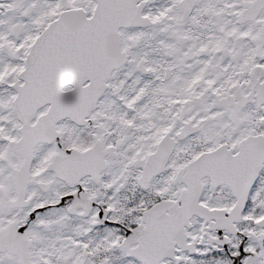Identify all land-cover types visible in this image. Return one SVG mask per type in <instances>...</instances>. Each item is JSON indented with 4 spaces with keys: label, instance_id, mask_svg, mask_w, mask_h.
<instances>
[{
    "label": "snow or ice",
    "instance_id": "1",
    "mask_svg": "<svg viewBox=\"0 0 264 264\" xmlns=\"http://www.w3.org/2000/svg\"><path fill=\"white\" fill-rule=\"evenodd\" d=\"M0 264H264V0H0Z\"/></svg>",
    "mask_w": 264,
    "mask_h": 264
}]
</instances>
